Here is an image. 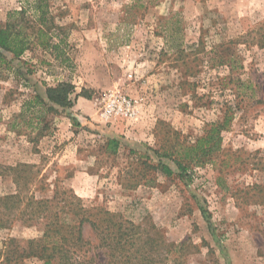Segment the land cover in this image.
Returning <instances> with one entry per match:
<instances>
[{
    "label": "rangeland",
    "instance_id": "rangeland-1",
    "mask_svg": "<svg viewBox=\"0 0 264 264\" xmlns=\"http://www.w3.org/2000/svg\"><path fill=\"white\" fill-rule=\"evenodd\" d=\"M32 1L0 0V22ZM48 2L80 96L49 116L48 129L34 139L16 118L20 105L45 98V87L66 75L40 49L0 68V196L16 190L5 167L34 165L27 195L71 191L86 208L152 223L177 246L165 264H264V0ZM123 99L132 116H102ZM225 105L233 114L218 159L194 167L190 180L179 178L161 153L194 144L222 119ZM111 138L120 142L115 156L100 149ZM129 150L175 175L148 172L150 184L142 179L130 188ZM43 231V220H14L0 229V249L8 238L24 248ZM83 236L95 243L87 224ZM20 264L43 262L28 257Z\"/></svg>",
    "mask_w": 264,
    "mask_h": 264
},
{
    "label": "trees",
    "instance_id": "trees-1",
    "mask_svg": "<svg viewBox=\"0 0 264 264\" xmlns=\"http://www.w3.org/2000/svg\"><path fill=\"white\" fill-rule=\"evenodd\" d=\"M48 1L33 0L29 9L11 10L5 22H0V68H10L11 61L19 60L33 49H40L50 52L53 61L66 75L55 85L45 87V98L34 95L22 101L16 118L30 131L29 136L34 134V139L48 129L49 116L56 115L58 109L72 108L80 96L69 77L71 64L66 36H59L62 27L49 14ZM232 110L233 107L225 105L222 119L208 124L194 144H178L173 151L161 153L160 157L173 162L179 178L190 180L194 167L218 159L216 155L221 149L222 133L229 128ZM71 121L79 126L76 119ZM14 124L21 125L16 121ZM119 148L120 142L115 138L107 139L100 146L108 156L117 155ZM129 156L131 163L124 173L129 175L130 188L142 179L144 184H150L149 179H144L148 172L158 171L166 177L175 175L162 161L154 164L147 155L141 156L134 150H129ZM34 169L35 166L29 164L4 168L16 190L0 196V229H7L18 219L25 222L43 220V234L28 240L24 248L14 238L5 240L0 249V264H20L28 257L37 258L43 264H94L95 259L99 264H165L177 250V246L169 243L154 224H135L119 213L86 208L71 191H56L51 199L38 200L34 194L27 195L25 192ZM86 224L95 236V243L83 236Z\"/></svg>",
    "mask_w": 264,
    "mask_h": 264
},
{
    "label": "built area",
    "instance_id": "built-area-1",
    "mask_svg": "<svg viewBox=\"0 0 264 264\" xmlns=\"http://www.w3.org/2000/svg\"><path fill=\"white\" fill-rule=\"evenodd\" d=\"M124 113L125 115H133V108L131 107V103L125 99H123L119 104H114L109 106V108L103 113V117L108 118L112 113Z\"/></svg>",
    "mask_w": 264,
    "mask_h": 264
}]
</instances>
